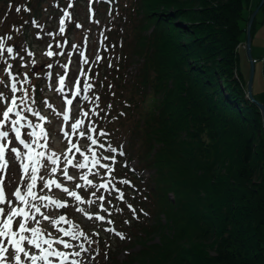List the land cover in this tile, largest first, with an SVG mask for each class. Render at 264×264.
<instances>
[{
	"label": "trees",
	"instance_id": "obj_1",
	"mask_svg": "<svg viewBox=\"0 0 264 264\" xmlns=\"http://www.w3.org/2000/svg\"><path fill=\"white\" fill-rule=\"evenodd\" d=\"M117 2L126 20L121 35L108 26L122 61L114 77L142 60L117 101L118 132L134 117L127 192L141 207L127 206L142 249L125 262L264 264V129L241 69L244 0Z\"/></svg>",
	"mask_w": 264,
	"mask_h": 264
},
{
	"label": "rangeland",
	"instance_id": "obj_2",
	"mask_svg": "<svg viewBox=\"0 0 264 264\" xmlns=\"http://www.w3.org/2000/svg\"><path fill=\"white\" fill-rule=\"evenodd\" d=\"M52 2V0H50ZM67 1V0H64ZM20 4L18 7H20V11L17 12L16 10V14L14 15L13 13H11V15L13 17V27L12 28H16L21 24V21L25 20L28 15L27 12L30 11V7L26 4L25 1H19ZM93 2L95 6L96 4V0H94ZM262 0H244V6H245V10H244V15L247 17H250V19L252 18V13L256 12V10H258V13L256 14V17L254 18L255 21V27H254V32L252 34V40H251V45H252V57L253 59H257L255 61V72H254V79H253V86H252V94L254 95V97H256L258 100V102H260L262 105H264V75H263V54H264V5L260 8V4H261ZM130 3V1H129ZM125 5V4H124ZM0 6H1V2H0ZM51 8L47 11H41L42 14L41 16H43L42 18H46L47 16H52L53 15H58V11L55 9L54 4L50 3ZM90 0H79L76 3V8H75V12H74V18L76 21H79L82 23L83 29L81 31H74V30H69L68 33L70 34V38L72 43L69 45L68 50L66 53H64L63 55H66V57L68 58V60H72L73 61V65L75 66V69L77 71L78 74V78L81 81V84H83L82 82H84L85 78L84 76H81V69H83V71L85 73H87L88 76V72H92L94 74V77L96 79V77L98 76V80L106 83L105 86V92H106V99L109 98V102H106L105 104L109 107V105H111V103H115L116 106L113 105L114 109H116V111H119L121 109L122 104L118 103V97L119 96H124L127 97V92L125 93V87H128L131 85V81L133 76L136 73L137 67L140 65V62L142 60H140L139 58H132V60L129 61V65L126 68L125 72H120L121 75H124L123 78L121 79V81L117 78H115L116 76V70H115V66L120 65V63L122 61H120L119 57V52L117 50V47H113L110 52L108 53V55H104L103 53H101L102 50L107 48V40L106 38H102V31L105 30L107 23H112V27H115V29L117 28L118 30V34L121 35V31L122 29H124V23H125V17L124 16H117V13H113V11L111 13H104V12H100L98 13L93 12L92 9L90 10ZM25 9H28V11H26ZM14 11V12H15ZM25 11V12H23ZM65 13L68 14L67 11L64 10V14L63 17H67L65 15ZM94 13V19H92L90 21V16H92ZM112 14V15H111ZM11 15L9 17H7L8 19L5 21V23L3 24L2 22L0 23V41H3V39L1 38L2 35H4L8 29V25L10 23V21L12 20ZM57 19V18H56ZM56 19L54 20V29L57 25L58 22V30L60 29L61 25H60V20H58L56 22ZM53 21V20H52ZM254 23V21H253ZM253 26V24H252ZM64 28H65V24H64ZM252 29V28H251ZM34 31L33 29H29L28 30V35L29 37H31L32 40H35L34 37ZM116 35V34H115ZM116 40L115 39L112 40V42H114ZM49 39L45 40L44 45H41V43L38 40H35V42H37V44L34 46L38 51L36 57L29 59L30 60V66L29 69L31 68V66L36 65V68H44L42 66H45L43 63L44 58L42 56V52L43 50L48 52L51 51L49 49V45L46 44L47 42H49ZM111 42V43H112ZM46 44V46H45ZM110 44V43H109ZM108 44V47H109ZM21 48L19 47V50L22 52H19L18 54L15 53L13 55V53L8 54L6 53V56L8 58H20L23 55H25V50L29 53V50L26 48L25 44H20ZM76 46V47H73ZM46 47V49H45ZM239 50H240V54H241V69L244 72V76L246 81H249L250 78V74H251V64L248 60V56H247V52H246V41L241 43L238 46ZM6 52V49H5ZM81 53H83V56H81ZM102 54L104 55V59L99 61L100 59H97V56H99L100 58L102 57ZM1 58V56H0ZM48 58V56H47ZM87 59L88 63L87 64H82L81 61L82 59ZM24 62H20L19 65H23ZM43 64V65H42ZM26 66H23V69H25ZM90 69V71H89ZM44 71H41V75L37 76L36 78V82H41L44 84L43 81V75H44ZM91 73V74H92ZM0 75L3 76L4 78L6 77V74H4V71L0 72ZM103 76V77H102ZM115 76V77H114ZM111 77H113V79L111 80ZM10 85L11 82L10 80L6 79L5 83L3 85H0V91H2L4 93L5 96H8L10 94ZM44 87V86H43ZM45 88L47 89V93H51L52 90H50L46 83H45ZM53 88L54 90H56L58 88V82H55L53 84ZM99 89V88H98ZM100 89H102V87H100ZM55 95H61V92L55 94ZM16 96L19 98L18 93H16ZM89 98H93L91 100H89L90 102H97L96 100V96H93V94H91L90 96H88ZM84 98H82L83 100ZM87 100V101H88ZM10 104V101L8 100H4V101H0V107H3L4 105H8ZM17 104L19 105V99L17 100ZM93 106V104H92ZM112 107V106H111ZM82 109V108H81ZM80 108L79 109H75L74 108V114H73V121L70 122L69 124V128L67 130V132L70 134V138H72L74 144H77V141L75 140V136H78V132L82 131L81 128L82 126L77 130L76 134H72L71 131V124L75 122V120L77 119H81L83 121V124L85 123V116L82 114V110ZM76 110V111H75ZM85 112V111H84ZM117 113V112H116ZM126 118V120L122 121V131L121 133L123 135H125V138L127 140V137H129L131 143L133 140L132 137V132L134 129V117L132 115H130L128 118L126 116H124ZM58 117H53L52 119L57 121L58 119L60 120V118ZM58 120V125H55V129L59 130L61 128L62 125H65V121L63 123H60ZM42 122V121H41ZM62 122V121H61ZM263 122V121H262ZM24 127H21V131L23 132V134H26V131H28L29 129H25ZM10 132V136L9 139L14 140V133H12L11 135V131ZM64 129H60V131H54L52 132V134H55V138H53V147L54 150L56 151V154L61 155V167H63V157L62 154L66 151V149L68 148V140L64 137L63 135ZM88 132V131H87ZM60 134V135H58ZM90 134V133H89ZM78 138V137H77ZM4 141H0V143H3ZM123 144L127 145V143L125 142V140H123ZM15 146H18L15 142ZM19 147V146H18ZM21 151L23 152L24 150L21 149ZM70 156H74L75 159L73 161V163H78L82 161V158L78 159L76 158V153H72L69 154ZM130 155V154H129ZM7 159L9 160V168L8 170L4 171V172H0V179H2L4 181V185H5V191H6V195L8 199H13V190L17 187H21L22 190L26 191L25 189V184L27 182H29V176L25 175L23 172V169L20 167L21 163H25L27 162L26 160L23 159V157L21 158V160H15L13 161V158L11 155H8ZM128 162L130 166H136L137 167V161L136 159H134L133 157L129 156ZM260 165L263 166L264 165V159L261 160ZM119 166L121 167L120 163ZM72 166H69V168ZM50 168L51 165L49 166V168H47L45 170V172H40L39 169V173L38 175L40 176H44L45 178H51L50 177ZM68 168V174L70 175L71 172V168ZM76 168V167H73ZM121 169V168H120ZM264 169V168H263ZM31 171V168H29V172ZM87 169H83V171L81 172V174H83L84 172H86ZM127 171H129V169H121V171H118V174L120 173V175L118 177H116V180H121L122 178H126L128 176ZM138 172V170H137ZM94 173V171H93ZM75 174V175H74ZM74 175V176H73ZM73 176L75 179L72 181H66L63 178V175L61 172H57V174L55 175V179H57V181L59 183L62 184L63 187H67V185H65L66 183H69V190H75L78 192L79 195H81L82 199L84 197H86L87 199L90 198V194H88L89 190L92 187H82L80 189L76 188V184H83V181H81L80 179H77L80 175H77V173H74L73 170ZM92 174H90L88 176V178H90ZM143 175V173H142ZM148 174L145 172L144 176H147ZM24 176H26L25 178H23ZM121 177V179H120ZM108 178H102V182ZM98 184V183H96ZM42 188V182L38 180L37 183V188L35 189V191L37 192V195H48L51 196L52 198L63 202H66L68 206L64 207V208H56L54 205L49 204L47 208H42V212H44L46 215H48L49 217H51L52 219H58L60 216H64L65 220H73L74 222L80 223V227L82 226V229L86 232L87 230L89 231V233L93 234L94 229L98 228L101 232L103 231L106 235L105 238H101L99 237V233L100 231H98V233H96V236L92 238V236H90V234L88 233L86 235V237L90 240H93V246L96 247V251L93 254V256H90V254L88 253H82V251L79 248V244H83L86 245L87 240L84 238H80V240L77 241H71V243L74 245V247L69 248V249H64L62 245L57 244V246H55L54 244V248H56L59 251H63L65 253H73L76 251H81V255L80 256H71L72 258L70 259L73 260H77L80 262V264H128V262L125 260L128 259L129 254L130 253H134L139 251L140 249H142L141 244L139 243L140 241H142L140 238L137 239L138 236H140V232L142 229H138L135 228V222L133 221L135 219V221H137V217L136 215L134 216L133 213H131L129 210H127V206L128 205H132L134 204L137 209H140L141 207L137 204V197L135 195H132L131 193L129 194V198H125L124 201L120 200L117 198V200H115L113 202H109V206H112L113 203L116 206V208H118L119 206L122 207V212L124 214H126V216L119 220V223H117V228L116 230H118L121 227L122 232L125 239H121L119 236L116 235V231H106L105 229H112V226L114 223L109 224L107 221L108 219H106L105 221L101 222L96 220L95 218L89 220L87 218V216L82 213V212H78L76 211L77 207H81L84 209L85 212L89 213V214H94L91 212L90 208L88 207V205H84V204H78L74 198H70L67 196L66 193H64L61 189H57L55 188V186H52L51 189H43ZM96 190V188H95ZM100 192H103L101 189L99 190ZM96 190V192H99ZM120 192H123L122 190ZM97 194V193H96ZM118 197V195H117ZM91 199H93L94 201H96L94 204L98 203V200H96V197H92ZM115 199V198H114ZM135 199V200H134ZM105 200H113V198H107ZM125 202V203H124ZM46 203V202H45ZM69 207L68 210H66V208ZM96 207H94L92 210H94ZM96 214V213H95ZM147 219H149L150 217H146ZM37 219H41L39 216H37ZM133 219V220H132ZM125 221H128V223H125ZM18 222H19V218H17L16 223H14L13 227L16 228L18 227ZM151 224H153V221L151 222ZM73 225V224H71ZM112 225V226H111ZM29 227L33 226L31 223H29L28 225ZM39 227L42 229V232L45 236H47V234L51 233V236L53 239H59L62 236V233L58 231L59 228H65L68 229L70 227V225L68 223L65 222H60L59 224L53 226L49 221H44L41 219V223L39 225ZM78 227V226H77ZM252 228V224L250 225V229ZM81 229V230H82ZM93 231V232H92ZM117 237L112 238L111 235H114ZM65 240H68V237H64ZM154 243L159 241V237L158 236H154ZM144 240V238H143ZM25 247H27V245H25ZM61 247V248H59ZM114 247V249H112ZM110 249L111 253H110ZM98 250V252H97ZM30 251H35V249H30ZM110 253V254H109ZM53 260V264H59V260L55 257L51 258ZM25 264H28L27 261H25Z\"/></svg>",
	"mask_w": 264,
	"mask_h": 264
},
{
	"label": "snow or ice",
	"instance_id": "obj_3",
	"mask_svg": "<svg viewBox=\"0 0 264 264\" xmlns=\"http://www.w3.org/2000/svg\"><path fill=\"white\" fill-rule=\"evenodd\" d=\"M25 10L28 11V9ZM16 11L19 12L20 8H16ZM65 15L67 16L68 14L65 13ZM60 25L61 27L59 31L60 33H63L65 31L63 19H61ZM76 27H80V25L77 24ZM49 35L52 34L49 33ZM8 39H11V37H8ZM61 46L62 45L57 44V47ZM4 51L5 45L2 41H0V53H3ZM13 51L14 49L12 47H7L6 49L8 54L13 53ZM46 54L49 57L54 55L52 51H48ZM57 54L62 55L63 53ZM81 56H83V53H81ZM97 59H100V57L97 56ZM81 63L87 64L88 60L86 58L82 59ZM8 67L10 68L11 66L9 65ZM48 67L51 68L52 65L49 64ZM64 67L66 69L67 65ZM4 70L7 71V69ZM9 75H11V73H9ZM80 75L87 77V73H85L83 69H81ZM0 83H4V81H0ZM64 83L65 76H59L60 88L58 91L63 92ZM91 88L92 85L88 82L87 78H85L82 85L80 79L78 78L75 83V90L71 92L72 98L66 99V104L71 106L73 104V99L81 95H83L85 100H88L89 97L84 94L87 93ZM17 91H19V89L16 82L11 83L10 94L8 96H5L4 93L0 91V101H10V104L0 107V129H3L7 122L11 126L10 131L14 133V140H12L9 139V130L0 131V141H4L3 143H0V172H4L9 168V160L6 158V155H11L13 161L21 160L23 157L27 163H21L20 167L23 169L24 174L29 176V182L25 184L26 191L19 187L14 189L13 200L7 198L4 181L0 179V264H25V261H27L28 264H53V260L51 259L53 257L59 260V264H80V262L75 259L69 262V256L71 255L78 257L81 255V251H88L89 249L84 248L82 243L79 244L81 251H76L70 254L57 250L54 248V244H59L62 245L64 249H69L74 247L71 241L80 240L81 237L86 239L90 245L93 243V241L88 239L85 233L80 231L77 226L71 225V222L66 221L64 216H60L58 219H52L42 212V208H47L49 204L54 205L56 208H64L68 205L66 202L62 203L61 201L56 200L48 195H37L35 189L37 188V183L39 180L42 182L41 190H50L52 186H55V188L61 189L64 193H66L68 197L74 198L78 204L86 203L91 206L96 201L91 198L84 200L77 191L69 190L67 187H63L62 184L59 183L57 179H55V175L57 172H61L63 178L66 181H72L75 178L68 174L69 166L76 167L81 170L87 169L86 172L80 175L79 179L83 181V184H76L77 189L82 187H95L97 191L100 189L107 190L110 187L115 189L114 178H111V174L114 171L113 165L116 163L115 155L98 156L97 152L92 149H89L90 155H86L76 144L72 143L70 134L67 131H64L63 135L68 140V148L62 154L63 167H61V155L56 154L54 151L46 155V151L38 150L47 149L48 134L41 123L28 121L27 129L29 130L26 131L25 136H22L21 127H24V125L21 124V121L26 120V117L21 114V111L17 110L19 107L17 100L19 99L21 105H25L27 103V99H29L30 96L29 93L25 91L24 95L18 98L16 95H14ZM96 99L98 100L99 97H96ZM109 107H111V105H109ZM26 111L33 112L32 108L30 107L26 108ZM82 114L84 116H88L87 112H83ZM33 115L36 116L39 121L46 120V118L40 115L39 112H33ZM96 115H98V113H96ZM63 120L65 122L69 120L68 111L63 113ZM82 125L83 121L81 119L75 120V122L71 124L72 134H76L77 130ZM95 132V127L89 124L88 133ZM98 135L104 137L107 135V133L101 130ZM79 136H87V139L92 145L99 148H105V144L99 142L93 137V135L86 134L84 131H80ZM15 142H18V145L22 146V148L26 151L22 152L20 147L15 146ZM74 148L76 152L80 153L82 157V161L75 164L73 163L75 157L69 155L72 153ZM107 150L114 154L118 153L121 156L124 155L122 147L118 150L109 144L107 146ZM42 158L46 159V161L51 165V178H45L44 176L38 175L39 169L41 167L47 166L41 162ZM102 160H110L111 165L101 163ZM29 168H31L30 172ZM98 168L104 169L105 171L103 175L109 177V179H106L99 184H94L93 180L89 179L88 176L93 174V169ZM95 174L99 175L100 173L97 172ZM116 182L121 184H131V182L127 180H118ZM115 190L118 193V199L123 200V193L119 192L118 189ZM91 196L96 197V199L100 201V211H109L104 207V195H99L97 197L96 192H92ZM128 207L131 209V205H128ZM76 211L84 213L89 220L95 218L96 220L103 222L106 219V217L100 215L99 212L96 214H89L81 207H77ZM132 211L133 215L135 216V210L133 209ZM145 215L147 214L145 213ZM37 216H39L44 221H49L53 226L59 224L60 222H65L68 223L70 227L68 229L59 228L58 231L62 233V236L59 239H53L51 233L47 234V236L43 234L42 229L39 227L41 219H37ZM17 218H19L18 227L14 228L13 225L16 223ZM107 222L109 224L112 223L111 220H108ZM29 223H31L33 226L29 227ZM125 223H128V221H125ZM105 230L114 231V229ZM116 235L121 239H125L123 233L117 232ZM64 237H68V240H65ZM25 245H27V247H25ZM30 249H35V251H30Z\"/></svg>",
	"mask_w": 264,
	"mask_h": 264
},
{
	"label": "water",
	"instance_id": "obj_4",
	"mask_svg": "<svg viewBox=\"0 0 264 264\" xmlns=\"http://www.w3.org/2000/svg\"><path fill=\"white\" fill-rule=\"evenodd\" d=\"M261 3H262L261 4V6H262L264 4V2H261ZM257 13H258V10H256V12L253 13L252 18L249 20L248 28H247V42H246V52H247L248 60L251 64V74H250V78L248 81L247 93H248L249 98L252 100L254 99L253 94H252V86H253V79H254L253 73L255 72V64H254V59L252 57V50H251L252 45H251V33L250 32H251V28H252L254 18L256 17ZM258 107L261 110L263 120H264V105L258 103Z\"/></svg>",
	"mask_w": 264,
	"mask_h": 264
},
{
	"label": "bare ground",
	"instance_id": "obj_5",
	"mask_svg": "<svg viewBox=\"0 0 264 264\" xmlns=\"http://www.w3.org/2000/svg\"><path fill=\"white\" fill-rule=\"evenodd\" d=\"M262 2H264V1L262 0ZM261 4H262V3H261ZM261 4H260V8L263 6V5L261 6ZM252 15H253V13H252ZM250 33H251V32H250ZM251 37H252V36H251ZM251 40H252V38H251ZM246 42H247V38H246ZM251 43H252V42H251ZM165 73L167 74L168 72L166 71ZM247 87H248V83H247ZM247 97L249 98L248 93H247ZM253 98H254L253 100L250 99V98H249V99L252 100V101H254V102L257 104V106H258V103H260V102L257 101L258 99H256V98L254 97V95H253ZM257 102H258V103H257ZM260 104H261V103H260ZM258 108H259V107H258ZM259 110H260V108H259ZM260 112H261V110H260ZM261 115H262V113H261ZM262 121H263V122H262V127H263V129H264V120H263V116H262Z\"/></svg>",
	"mask_w": 264,
	"mask_h": 264
}]
</instances>
